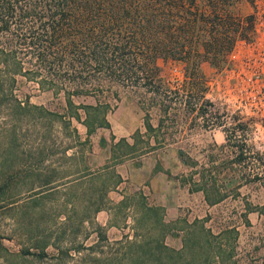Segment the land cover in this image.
<instances>
[{"label": "rangeland", "instance_id": "1", "mask_svg": "<svg viewBox=\"0 0 264 264\" xmlns=\"http://www.w3.org/2000/svg\"><path fill=\"white\" fill-rule=\"evenodd\" d=\"M259 1L263 7L264 0ZM252 8L253 0L235 4L242 17ZM229 50L220 60H202L194 72L185 70L182 60L157 58L161 82L157 93L124 81L112 83L108 91L97 95V100L90 94L72 95L75 105L97 101L99 116L103 114L110 122L90 129L68 111L74 109L72 105L67 108L65 101L68 86L40 87L18 74L13 87L15 97L0 100V264H162L156 257L146 258L142 250L145 241L150 240L156 255L153 244L160 229L152 223L153 217L143 215L145 210L156 209L145 207L139 193L118 198L116 192L123 188L117 184L120 177L113 167L94 168L92 174L86 168L75 173V167L63 163L59 166L58 162L64 161L44 159L45 151L51 153L67 142L69 135L63 129H106L113 125L118 133L149 121L159 123L160 130L154 136L160 142L183 144L185 149L176 153L183 165L197 168L194 171L201 180L207 139L216 159L229 163V176L236 169L245 183L253 180L263 190L264 152L252 144L257 139L247 141L254 149L252 153L234 151L223 142L220 128L208 126L209 115L204 113L206 80L216 76L220 85L219 71L231 63ZM78 111L82 117L81 109ZM80 147L86 149L85 142ZM69 171L70 175L64 176ZM127 204L132 205L128 210ZM259 208L264 210V203ZM227 234L224 246L219 244L220 236L210 233L206 247L201 248L197 240L182 248L179 261L205 257L207 264H264L261 254L251 256L249 250L234 249L233 234ZM256 242L261 238L243 239L245 245ZM130 256L139 259L131 261Z\"/></svg>", "mask_w": 264, "mask_h": 264}, {"label": "trees", "instance_id": "2", "mask_svg": "<svg viewBox=\"0 0 264 264\" xmlns=\"http://www.w3.org/2000/svg\"><path fill=\"white\" fill-rule=\"evenodd\" d=\"M238 1L0 0V100L15 97L19 74L40 87L68 86L64 94L67 108L74 107L68 110L71 115L89 129L107 125L98 114L97 101L75 105L72 95L96 99L112 83L124 81L157 93L161 85L157 58L182 60L191 72L202 60L222 59L235 39L253 32L251 13L242 17L235 10ZM159 212H143L160 229L153 244L155 256L150 240L145 241L146 258L156 257L162 264H207L205 257L179 261L181 250L163 243ZM192 223L183 246L197 240L201 248L209 245V229L202 222Z\"/></svg>", "mask_w": 264, "mask_h": 264}, {"label": "crops", "instance_id": "3", "mask_svg": "<svg viewBox=\"0 0 264 264\" xmlns=\"http://www.w3.org/2000/svg\"><path fill=\"white\" fill-rule=\"evenodd\" d=\"M159 126L149 121L118 133L113 125L106 129H63L69 135L67 142L60 143V148L50 150L51 153L45 151L44 159L64 161L58 162L59 166L63 163L65 167H75V173L86 168L92 174L94 168L113 167L120 177L117 184L123 188L116 192L118 198L139 193L145 207L160 210L166 227L163 243L175 250L184 247L185 232L195 221L220 236L221 246L229 238V231L233 234L234 249L249 250L251 256L261 254L264 260V210L259 208L264 203V189L250 179L245 183L236 169L229 176V163L216 159L207 139L201 180L198 171H194L197 168L191 170L181 163L176 152L185 149L183 144L160 142L154 136ZM82 142L86 149L80 147ZM129 207L132 205L125 206L127 210ZM245 237L261 238V242L245 245Z\"/></svg>", "mask_w": 264, "mask_h": 264}, {"label": "built area", "instance_id": "4", "mask_svg": "<svg viewBox=\"0 0 264 264\" xmlns=\"http://www.w3.org/2000/svg\"><path fill=\"white\" fill-rule=\"evenodd\" d=\"M252 35L239 38L229 58L231 63L206 80L205 114L208 126L220 128L229 148L253 152L247 141L264 152V6L253 0ZM235 42V41H234ZM253 147V146H252Z\"/></svg>", "mask_w": 264, "mask_h": 264}]
</instances>
